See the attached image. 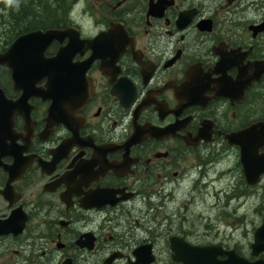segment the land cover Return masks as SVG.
<instances>
[{
  "label": "flooded vegetation",
  "instance_id": "1",
  "mask_svg": "<svg viewBox=\"0 0 264 264\" xmlns=\"http://www.w3.org/2000/svg\"><path fill=\"white\" fill-rule=\"evenodd\" d=\"M37 29L75 46L60 95L0 62V264H183L172 239L264 262V0H0V55ZM201 195L228 241L190 239Z\"/></svg>",
  "mask_w": 264,
  "mask_h": 264
},
{
  "label": "water",
  "instance_id": "2",
  "mask_svg": "<svg viewBox=\"0 0 264 264\" xmlns=\"http://www.w3.org/2000/svg\"><path fill=\"white\" fill-rule=\"evenodd\" d=\"M63 34H65L64 31L56 29H47L45 31L38 29L22 34L0 55V62L6 63L10 68L15 69V55H19L21 56L18 62L20 69L28 67L30 63L35 68V71L40 74L39 76H43L46 70H50L52 76L49 87L50 93L63 94V87L57 76L61 74L60 63L64 60L65 50H70V48L75 46V37H70L67 46L60 49L55 57H44L47 45L55 39H61ZM36 92L44 94L43 90H37ZM53 100L54 106L58 104L56 99ZM54 106L50 109L51 114L54 111ZM254 241L252 245L254 254L264 250V218L262 225L256 230ZM172 249L174 251L173 258L183 264H264L262 261L249 262L235 254L234 251H223L221 246L218 245L194 246L190 244L189 246L175 243L174 239H172ZM223 254H227V258L220 260L218 256ZM150 262L151 259H147L143 262L137 261L134 264H149Z\"/></svg>",
  "mask_w": 264,
  "mask_h": 264
},
{
  "label": "rangeland",
  "instance_id": "3",
  "mask_svg": "<svg viewBox=\"0 0 264 264\" xmlns=\"http://www.w3.org/2000/svg\"><path fill=\"white\" fill-rule=\"evenodd\" d=\"M7 23L9 24V22H7ZM3 24H4V22H3ZM4 30H6L7 32L9 31L8 29H4ZM224 200L225 199H223V198L217 199L216 197H213V196L206 197V196H202V195L197 196L195 198H190V201H191V203H190V232H191L190 233V239L198 238V240H200V241L211 240L213 243H216L219 240H223V239L228 241L231 230H229V228H227L225 225H222L221 222L219 221L220 219H218V217L220 216V213L224 212V210L223 209L221 210V207H220V206H223ZM235 205H236V202H231L229 204V208H231ZM219 211H220V213H219ZM200 213L202 215H205V216L210 215V218L202 217L200 215ZM203 222H205V223L209 222L212 225L214 222H216V224H217V227H215V229H212L210 231V233H209L210 235L208 238L205 237L206 229L204 227H201V224ZM193 225H194V227H191ZM248 237H244V239H241L242 244L244 246L247 243ZM238 238H240L239 235H238ZM236 240H237L236 237L232 238L230 241V244H233ZM158 264H171V263H169V262L167 263V262L162 260V262H160Z\"/></svg>",
  "mask_w": 264,
  "mask_h": 264
},
{
  "label": "trees",
  "instance_id": "4",
  "mask_svg": "<svg viewBox=\"0 0 264 264\" xmlns=\"http://www.w3.org/2000/svg\"><path fill=\"white\" fill-rule=\"evenodd\" d=\"M66 7H68V6H66ZM41 8L42 7H38L37 5L34 6V10H35L36 13L37 12L40 13L41 12ZM66 10H68V9L66 8ZM33 24L35 25V27H38V26L43 25L44 21L40 20V19H35Z\"/></svg>",
  "mask_w": 264,
  "mask_h": 264
}]
</instances>
